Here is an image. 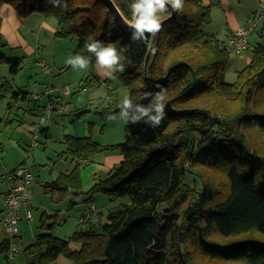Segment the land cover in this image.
I'll return each instance as SVG.
<instances>
[{"label":"trees","instance_id":"obj_1","mask_svg":"<svg viewBox=\"0 0 264 264\" xmlns=\"http://www.w3.org/2000/svg\"><path fill=\"white\" fill-rule=\"evenodd\" d=\"M114 2L132 19V0ZM2 3L10 4L21 16L34 11L54 15L55 37L76 36L71 56L83 55L89 63L96 58L87 52L85 43L99 40L115 46L125 70L114 74L127 86L134 103L147 105L161 91L165 97L166 115L160 125L125 123L121 142L102 147L91 134L63 135L66 148L62 155L76 162L43 183L50 199L56 202L69 196V206H74L78 197L89 203L94 192H102L112 200L127 197V201L119 202L106 215L90 210L68 238L52 233L57 213L43 212L40 225L44 232L25 248L30 264H47L59 255L71 264H202L192 250L204 257V264H264V43L254 46L250 61L236 71L233 81L225 80L222 72L229 52L222 40L204 29L210 20V3L184 0L183 10L164 23L146 75L144 60L151 35L144 41H132L131 33L117 26L102 2L64 0L66 7H53L47 0H0ZM170 13L169 8L160 19ZM251 35L264 38V20ZM2 60L12 72L18 70V58L0 52ZM157 84L161 87H155ZM0 86L6 90L5 84ZM146 92L153 97L144 99ZM215 92L221 100L224 94L240 93L244 107L228 113L216 100L208 106L199 102ZM29 99L27 91L10 90L7 112H15ZM102 109V116L120 110L119 106ZM246 127L260 131L261 143L247 139ZM38 132L45 138L51 136L48 127L40 126ZM101 149L118 151L121 160L105 177H96L87 191L80 192V161ZM220 166L227 182L224 193L197 170ZM72 243L78 246L72 247ZM12 246L10 238H0L6 264H10Z\"/></svg>","mask_w":264,"mask_h":264},{"label":"rangeland","instance_id":"obj_2","mask_svg":"<svg viewBox=\"0 0 264 264\" xmlns=\"http://www.w3.org/2000/svg\"><path fill=\"white\" fill-rule=\"evenodd\" d=\"M202 2L204 4L210 3V20L204 25V29L215 34L221 40L225 38L231 27V19L238 20L239 26L247 23V17L253 12L256 0H202ZM16 13L17 19H14L8 11H1L4 23L3 31L1 29L3 34L0 52L4 56L18 58L19 68L14 73L10 70L7 61H0V85L5 84L6 88V90H2L0 86V117L2 118L0 121V174L13 166L24 164L36 175V179L28 188V198L31 202L30 211L33 218L31 220L25 218V205L22 204L18 211L20 219L17 224L21 236H11L5 231H0V238L4 236L10 238L15 248L11 264H30L25 248L33 242L35 235L44 232L40 225L43 212L57 213L58 219L52 228V233L60 238H68L78 227L79 218L83 217L91 206L94 207L95 211H100L106 215L119 202L127 201V197L112 200L105 193L94 192L93 199L89 203L81 202V198L78 197L77 203L74 206H69V196H64L56 202L52 201L49 194L44 191L43 183L46 178L51 179L50 176H54L59 171L65 172L75 164L76 161L71 156L62 155L66 148L63 143V135L65 133L73 134L72 132L80 130V120L85 121V134H91L93 139L99 142L102 147L121 142L124 139L125 122L119 119L109 120L107 118L109 115L102 116L99 111L107 106L116 109L123 98L128 96V88L116 78L115 74L111 78L102 77L99 74L102 80L110 83L117 90L115 92L116 101L105 98V88L96 87L90 79L95 72H99V70L103 72V69L96 64V59L93 63H89L86 70H74L66 63L76 47V36L55 37L53 29L56 27L57 19L52 14L34 11L29 15L21 16L18 12ZM17 32L25 38L26 43L20 42V45L12 48L11 44L17 43V35L15 34ZM259 42L264 43V38L250 35L248 45L241 53H229V62L222 72V77L225 80L233 81L235 79L236 71L250 61L253 48ZM39 58H43L51 66V74L41 70L37 63ZM85 83L90 84V87L88 90L82 91L81 86ZM44 84H51V87L60 90V92L63 87L70 90V94L64 98L67 102L65 111L50 119L44 106L42 108V104H45L44 97L39 100L31 98L33 93H40L43 90ZM10 90L27 91L30 98L28 105L24 103L15 112H7L6 103L9 99ZM199 99V102L206 106L211 101L216 100L220 105H224V110L228 113H236L244 107L240 93L237 95L233 93L224 94L221 100L219 92H215ZM28 106H30V110ZM119 111L114 110L110 115L118 116ZM78 112L81 113L76 119L74 114ZM42 120L44 123H41ZM87 125H90V128H87ZM40 126H49L51 137L44 138L39 133L34 138L32 133L38 131ZM74 129L76 130L74 131ZM244 132L247 139L252 143H261L263 137L261 138L260 131L256 128L246 127ZM33 141H36V144L32 147ZM102 150H99L102 153L88 155L80 161V192L87 191L93 185L96 177L103 178L107 174L104 167L107 162L104 163L100 158L105 156V152L115 150ZM102 163L104 164L101 166V171L93 179L90 170L95 167V164ZM197 170L204 178H208L218 185L221 188V193L227 190L223 167H197ZM189 183L194 185L191 179ZM2 190L3 185L0 181V203ZM192 251L198 261H201L202 264L207 263L204 262L202 255L195 250ZM61 257L66 259L64 256ZM58 261L52 260L47 264H59ZM220 262V264H230L228 261ZM6 263L4 257L1 264Z\"/></svg>","mask_w":264,"mask_h":264},{"label":"clouds","instance_id":"obj_3","mask_svg":"<svg viewBox=\"0 0 264 264\" xmlns=\"http://www.w3.org/2000/svg\"><path fill=\"white\" fill-rule=\"evenodd\" d=\"M53 7H59L64 4V0H47ZM184 0H132L129 5L132 13V20L129 23L131 29L130 39L132 41H144L147 35L153 37L162 30V21L160 15L168 12L169 7L174 12L183 10ZM87 52L96 58V64L103 69L102 75L111 78L115 72H124V66L121 63L123 57L118 49L113 45H105L99 40H92L85 43ZM66 63L74 70H86L89 65V59L80 54L70 56ZM160 88V85H155ZM153 97V93L146 92L144 99ZM120 111L117 115H109V120H121L125 123H139L143 121L151 127H158L165 118V97L163 92L154 94V98L147 105L134 103L132 99L125 96L119 105ZM41 123H44L42 120Z\"/></svg>","mask_w":264,"mask_h":264},{"label":"built area","instance_id":"obj_4","mask_svg":"<svg viewBox=\"0 0 264 264\" xmlns=\"http://www.w3.org/2000/svg\"><path fill=\"white\" fill-rule=\"evenodd\" d=\"M264 20V0H256L255 8L253 12L248 16L247 23L235 27L229 35L222 40V46L229 53H241L248 45V39L256 29L260 26ZM38 64L44 73L51 74V66L44 60L39 59ZM55 88L51 86L45 87L40 93H33L31 97L35 100L41 96L44 97V108L49 117L56 111L63 110L67 107V102L64 99L57 100L54 97L53 91ZM70 90L67 87L61 88V94L67 96ZM115 93L113 87H109L108 96L112 97ZM37 131L33 134L35 138ZM36 141L32 142V147ZM33 180V173L29 167L24 164L17 165L12 171L6 173L2 177V182L5 185V191L3 194V207L4 215L0 220V230H4L11 236H17L20 234V230L17 226L20 216L18 214L19 207L25 205V218L32 219V213L30 211V200L28 198V185ZM94 209L93 206L90 210ZM90 210H88L85 216L79 218V225L81 226L85 219L88 217ZM15 252L14 246L8 254L9 262L12 263L13 255Z\"/></svg>","mask_w":264,"mask_h":264},{"label":"crops","instance_id":"obj_5","mask_svg":"<svg viewBox=\"0 0 264 264\" xmlns=\"http://www.w3.org/2000/svg\"><path fill=\"white\" fill-rule=\"evenodd\" d=\"M4 8V9H3ZM2 10H4V11H8L9 12V15H12L13 17H14V19H17V11L10 5V4H8V3H3L1 6H0V16H1V23H2V25H1V29H2V31H3V23H4V20H3V16H2V14H1V11ZM248 18V17H247ZM230 24H231V27L229 28V31L227 32V34H226V36H225V38L229 35V33L235 28V27H237V26H239V22H238V20H236V19H231L230 20ZM53 30H55V29H53ZM3 34V33H2ZM16 35H17V37H16V39H17V43L16 44H11V46H12V48H15L14 46H18V45H20V42L21 43H26L25 42V38H23L18 32L17 33H15ZM252 36H254V35H252ZM224 38V39H225ZM224 39H221V40H224ZM39 59H43V58H39ZM38 59V60H39ZM38 63V62H37ZM102 76V77H104L103 75H102V71H100L99 70V72L97 71V72H95L94 74H93V77L91 76V81H92V83H93V85H95L96 87H104L105 89H104V92H105V98H111L112 99V101H116L117 99H116V95H115V93H114V95L112 96V97H110V96H108V92H109V87H112L111 85H110V83H107V82H105L104 80H102L101 78H100V75ZM51 85V84H50ZM50 85H48V84H44L43 85V87H42V89H44L45 87H47V86H50ZM90 84H86L85 83V85H82L81 86V88H82V91H86V90H88V88L90 87L89 86ZM41 89V90H42ZM115 89V88H114ZM57 91V92H56ZM117 90L115 89V92H116ZM53 94H54V97H56V99L57 100H61V99H64L65 97H67V96H64V95H62L61 94V92H60V90H54L53 91ZM40 98H42V96L40 97ZM39 98V99H40ZM39 99H37V100H39ZM35 100V99H34ZM28 105V104H27ZM43 104H42V108H43ZM28 109L30 110V106H28ZM65 111V109H63V110H60V111H56L55 113H52L50 116H49V119L50 118H52L54 115H57V114H62L63 112ZM75 115V118L76 119H78L79 118V116H76V113L74 114ZM70 116H72V115H70ZM41 117H43V115H41ZM73 120V119H72ZM74 121V120H73ZM81 124H79V129L80 130H78L77 132H72L73 133V135H77V136H82V135H85V130H86V128L84 129V127H85V121H79ZM89 123V122H88ZM41 127H44V126H41ZM45 127H48V129H49V133H50V135H51V130H50V127L49 126H45ZM76 129H74V131H75ZM36 131H34L33 133H32V136H33V134L35 133ZM40 132H38L37 131V136H38V134H39ZM41 134V133H40ZM68 134H71V133H68ZM36 136V137H37ZM51 137V136H50ZM45 138V137H44ZM49 138V137H48ZM63 143L65 144V142L63 141ZM36 144V143H35ZM66 146V145H65ZM102 150V149H101ZM103 151V150H102ZM102 151H97V152H95V153H102ZM118 151H113V152H111V151H107V152H105L104 154H105V156L104 157H101L100 158V160L101 161H103L104 163L105 162H107V165L106 166H104L105 168H106V172L105 173H109L119 162H120V160H121V155L119 154V153H117ZM94 153V154H95ZM93 155V154H92ZM104 163H102V164H99V165H97V164H95V167H93V169L92 170H90V173H91V175H92V177H93V179L96 177V175H97V173H99L100 171H101V166L104 164ZM20 164V163H19ZM17 166V165H16ZM16 166H13L12 168H10V169H8V170H6L5 172H8L9 170H11V169H13L14 167H16ZM70 168H72V167H70ZM69 168V169H70ZM69 169H67L66 170V168H65V170L66 171H68ZM65 171V172H66ZM5 172H3V173H1L2 175L5 173ZM61 172H64V171H59V172H57L54 176H50V177H52L51 179H48V178H46V180H45V182H47V181H50V180H52V179H54L59 173H61ZM106 174V175H107ZM105 175V176H106ZM104 176V177H105ZM35 179H36V175H34L33 174V180H32V182L28 185V188L33 184V182L35 181ZM0 181H1V184L3 185V190L1 191V203H0V205H1V207H0V220H1V218H2V216L4 215V207H3V194H4V191H5V185H4V183L2 182V178L0 179ZM44 182V183H45ZM27 188V189H28ZM28 196H29V194H28ZM30 200V199H29ZM30 204H31V202H30ZM33 218V217H32ZM0 231H4V230H0ZM18 236H21V232H20V235H18ZM4 237H6V236H4ZM4 237H2V238H4ZM72 245V247H77L78 246V244H71ZM61 256H63V255H59L58 257H56L55 258V261H57V260H59L58 262H59V264H71V262L67 259H63ZM3 258H4V254L1 252L0 253V264L2 263V260H3Z\"/></svg>","mask_w":264,"mask_h":264},{"label":"water","instance_id":"obj_6","mask_svg":"<svg viewBox=\"0 0 264 264\" xmlns=\"http://www.w3.org/2000/svg\"><path fill=\"white\" fill-rule=\"evenodd\" d=\"M95 1H100L104 4V6L107 9V12L112 16L114 22L117 24V26L120 29H122L124 32L131 33V29L129 28L128 25L132 19H127L122 14V12L118 8L114 0H95ZM174 13L175 12L171 10V13L168 17L162 18L161 19L162 25H164L165 22L169 21L174 16ZM159 34L160 32H158L155 37L151 36L150 38L149 47L144 60V72L146 75L148 74L149 66L151 65L154 56L157 52V43H158Z\"/></svg>","mask_w":264,"mask_h":264},{"label":"bare ground","instance_id":"obj_7","mask_svg":"<svg viewBox=\"0 0 264 264\" xmlns=\"http://www.w3.org/2000/svg\"><path fill=\"white\" fill-rule=\"evenodd\" d=\"M19 209H20V207H19ZM19 211V210H18Z\"/></svg>","mask_w":264,"mask_h":264}]
</instances>
